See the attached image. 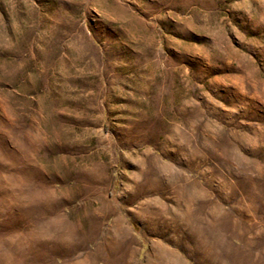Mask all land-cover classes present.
<instances>
[{"label":"rangeland","instance_id":"rangeland-1","mask_svg":"<svg viewBox=\"0 0 264 264\" xmlns=\"http://www.w3.org/2000/svg\"><path fill=\"white\" fill-rule=\"evenodd\" d=\"M0 264H264V0H0Z\"/></svg>","mask_w":264,"mask_h":264},{"label":"bare ground","instance_id":"bare-ground-1","mask_svg":"<svg viewBox=\"0 0 264 264\" xmlns=\"http://www.w3.org/2000/svg\"><path fill=\"white\" fill-rule=\"evenodd\" d=\"M117 220H119V219H117ZM117 222H118V221H117ZM173 254H174V253H173L172 251L169 250L168 255H169V256H173ZM156 256H157V258H161V257H162L161 251L157 252V253H156Z\"/></svg>","mask_w":264,"mask_h":264}]
</instances>
